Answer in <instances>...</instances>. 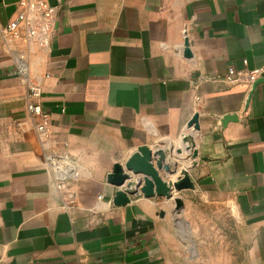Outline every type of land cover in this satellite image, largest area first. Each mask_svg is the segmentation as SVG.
<instances>
[{
    "label": "crops",
    "instance_id": "crops-1",
    "mask_svg": "<svg viewBox=\"0 0 264 264\" xmlns=\"http://www.w3.org/2000/svg\"><path fill=\"white\" fill-rule=\"evenodd\" d=\"M21 1L0 0L2 26ZM45 1L47 46L0 36V264H192L174 222L197 200L232 206L245 264H264V73L252 91L225 80L264 65V0ZM30 82L49 117L43 140ZM139 146L163 153L166 183L189 165L196 189L172 193L180 214L165 198L112 205L107 176ZM51 154L78 178L58 188Z\"/></svg>",
    "mask_w": 264,
    "mask_h": 264
},
{
    "label": "built area",
    "instance_id": "built-area-1",
    "mask_svg": "<svg viewBox=\"0 0 264 264\" xmlns=\"http://www.w3.org/2000/svg\"><path fill=\"white\" fill-rule=\"evenodd\" d=\"M19 13L13 21L5 26L0 24V36L3 39L20 40L26 44H37L45 47L48 44V38L53 32L56 10L45 0H26L18 4ZM264 73L262 68L249 70L247 68L237 70L230 67L225 76L226 82L231 85H245L250 88L255 84ZM28 103L27 111L35 120L34 128L39 139L46 138L49 128V117L42 110L40 104L41 89L36 83H28ZM64 158L51 154L47 157L46 163L52 170L58 182V188L68 177L76 180L78 174L74 172L71 166L63 161ZM102 197H98L101 201Z\"/></svg>",
    "mask_w": 264,
    "mask_h": 264
},
{
    "label": "rangeland",
    "instance_id": "rangeland-1",
    "mask_svg": "<svg viewBox=\"0 0 264 264\" xmlns=\"http://www.w3.org/2000/svg\"><path fill=\"white\" fill-rule=\"evenodd\" d=\"M189 213L188 220L182 216L174 224L185 229L176 243L195 261L192 264H245L246 233L232 206H206L197 200Z\"/></svg>",
    "mask_w": 264,
    "mask_h": 264
},
{
    "label": "water",
    "instance_id": "water-1",
    "mask_svg": "<svg viewBox=\"0 0 264 264\" xmlns=\"http://www.w3.org/2000/svg\"><path fill=\"white\" fill-rule=\"evenodd\" d=\"M258 83L259 81L253 84L251 91ZM228 119L225 118V121ZM188 128L198 130L197 115L189 122ZM180 153L178 152V154ZM196 157L197 152H193L192 158ZM163 162L164 155L160 150L153 152L147 146H139L128 156L124 164H114L112 171L107 176V183L116 189L112 198V205L125 207L131 203L130 197L142 195L144 198L157 197L172 200L174 204L173 214L181 213L184 207L183 200L180 197H174L172 193L194 191L196 187L187 171H181L175 181L164 182L160 172L172 173ZM133 181H135V185L132 187Z\"/></svg>",
    "mask_w": 264,
    "mask_h": 264
}]
</instances>
